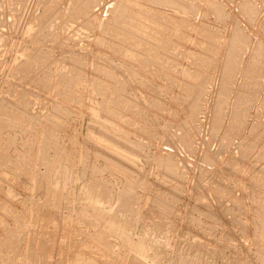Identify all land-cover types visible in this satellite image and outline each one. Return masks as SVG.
<instances>
[{
    "label": "rangeland",
    "instance_id": "obj_1",
    "mask_svg": "<svg viewBox=\"0 0 264 264\" xmlns=\"http://www.w3.org/2000/svg\"><path fill=\"white\" fill-rule=\"evenodd\" d=\"M262 97L264 0H0V264H264Z\"/></svg>",
    "mask_w": 264,
    "mask_h": 264
},
{
    "label": "bare ground",
    "instance_id": "obj_2",
    "mask_svg": "<svg viewBox=\"0 0 264 264\" xmlns=\"http://www.w3.org/2000/svg\"><path fill=\"white\" fill-rule=\"evenodd\" d=\"M119 1V0H118ZM156 1V0H155ZM160 1H162V0H160ZM165 1V0H164ZM172 1V0H171ZM77 2V1H76ZM80 2V1H79ZM88 2H89V0H88ZM169 2H170V0H169ZM176 2V1H175ZM192 2V1H191ZM55 3V2H54ZM166 3H167V1H166ZM242 3V2H241ZM120 3H118V5H119ZM133 4H135V3H133ZM80 5V4H79ZM117 5V7L118 8H116L117 10H119V9H121L122 11L124 10V8H126V5H119L118 6ZM116 6V5H115ZM129 6V5H128ZM127 6V7H128ZM137 6V5H136ZM239 6V5H238ZM243 6V5H242ZM217 7V6H216ZM215 6H214V8L215 9H217ZM219 7V6H218ZM240 7V6H239ZM244 7H245V5H244ZM83 8V7H82ZM87 8H88V6H87ZM211 8H213V7H211ZM114 9V8H113ZM130 9V8H129ZM128 9V10H129ZM219 9V8H218ZM243 9V8H242ZM126 10V9H125ZM127 10V11H128ZM222 10V9H221ZM217 11V10H216ZM130 12H131V10H130ZM135 12V11H134ZM219 12H220V10H219ZM245 12H246V10H245ZM84 13H85V11H84ZM139 13V12H138ZM140 13H142V14H144V12H141L140 11ZM224 13V12H223ZM118 14H121V13H118ZM125 14V13H124ZM130 14V13H129ZM133 14V13H132ZM248 14V13H247ZM251 14V13H250ZM126 15H127V13H126ZM145 15V17H146V15L147 14H144ZM147 16H149V15H147ZM133 18H134V16H132ZM150 17V16H149ZM220 17V16H219ZM130 18H131V16H130ZM133 18H131L132 20H133ZM136 18L137 17H135V19L133 20V22L131 21H129L128 23H130V24H128L129 25V29H125L124 27V30L123 31H119L120 33H121V36L120 35H118V37L120 36L122 39H124V40H126V41H128V43H132V45L133 44H135V43H137L138 42V40H139V38H137V33H136V30H138L139 31V29H140V27H141V23L142 22H140V20H138V18H137V20H136ZM247 18V17H246ZM157 19V18H156ZM120 20V19H119ZM136 20V21H135ZM101 23V22H100ZM106 23V22H105ZM149 25V24H148ZM162 25H164V24H162ZM236 26V25H235ZM122 28V27H121ZM148 28V27H147ZM119 29V28H118ZM122 30V29H121ZM134 31V32H133ZM137 31V32H138ZM163 31V30H162ZM165 32V31H164ZM114 33H115V35L116 34H118L117 32H116V30L114 31ZM139 33V32H138ZM141 34V33H140ZM157 33H155V35H156ZM234 34V33H233ZM114 35V36H115ZM154 35V36H155ZM214 35V34H213ZM211 36H212V34H211ZM116 37V36H115ZM167 37V36H166ZM214 37H216V36H214ZM233 37V36H232ZM167 39V38H166ZM213 40V39H212ZM216 40V39H215ZM215 40H213V41H215ZM166 41V40H165ZM152 42V41H151ZM160 42V41H159ZM167 42V41H166ZM229 42V41H228ZM245 42V36H244V34L242 33V31L240 32L239 30H236L235 31V34H234V37H233V43L231 42V44H232V46H230V49L228 50L229 51V54H228V57H227V59L228 60H226L227 61V67H226V65H225V67H226V69H225V72L223 73L224 74V77H222L223 79V81H222V85H221V87H220V90L222 91L220 94H221V96L223 95V93H226V94H224L225 95V97L227 96V93H228V90H229V85L231 84V75H233L232 73L235 71V69H238V68H236L237 67V63L239 62H237V57H238V52L240 51V49H241V47L243 46V43ZM162 42H160V44H161ZM143 44V43H142ZM165 44H167V43H165ZM165 44H163L164 46H165ZM230 44V45H231ZM159 45V44H158ZM248 45V44H247ZM149 46V45H148ZM163 46V47H164ZM259 46V45H258ZM257 46V47H258ZM151 48H152V50L155 52L154 53V55H156V53L158 52L157 50H155V49H157L156 48V45L154 44V46H150ZM160 47V46H159ZM246 47V46H245ZM245 47H243V48H245ZM256 47V48H257ZM129 48V47H128ZM146 48V47H145ZM259 48V47H258ZM163 49V48H162ZM39 50V49H38ZM160 50V49H159ZM226 50V49H225ZM242 50V49H241ZM209 51H211V50H209ZM260 52V51H259ZM136 55V54H135ZM251 55V54H250ZM252 56V55H251ZM139 57V56H138ZM255 57H257V56H254V58ZM33 58V57H32ZM253 58V57H252ZM239 59V58H238ZM258 59V58H257ZM240 61H241V59H240ZM256 61H258V60H256ZM225 63V62H224ZM253 65H251V66H248V68H245V70H244V74H242V75H245V77H244V79H243V81L240 83V89L238 90V91H236V93H237V96H236V99H234V110H233V112H232V114H231V119H230V123L228 124V128H229V130H232V132H233V130L234 129H236L237 130V128L239 127V123L242 121V123L244 122L242 119V117L244 116V115H242V109H241V105L244 103V104H247V102H248V100H249V98L250 97H252L253 96V93L254 92H256V91H254V92H252L253 90H250L251 92H248L247 91V89L250 87V88H252V87H255V88H257L256 86H253L254 84H256L257 85V78H258V62H257V64H256V62H255V60H253ZM239 64V63H238ZM242 64V63H241ZM247 64V63H246ZM257 65V66H256ZM239 66V65H238ZM243 66V65H242ZM246 66V65H245ZM30 67H31V65H30ZM224 67V68H225ZM243 68V67H242ZM237 71V70H236ZM239 72V71H238ZM236 73V72H235ZM107 74V73H106ZM113 76V75H112ZM205 76V75H204ZM200 77H202V76H200ZM243 77V76H242ZM202 79V78H201ZM207 79V78H206ZM260 79V78H259ZM203 80V79H202ZM65 82V81H64ZM200 82H201V84H200ZM199 82V85H198V83L196 84V85H198L197 86V88H198V90L199 91H203L204 90V81L202 82V81H200ZM260 82V81H259ZM221 84V83H220ZM192 85V84H191ZM191 85H189V84H187V86H186V90L188 91V90H191L192 89V87H191ZM252 86V87H251ZM196 87V86H195ZM97 88H98V86H97ZM102 88V87H101ZM206 88V87H205ZM118 89V88H117ZM254 89V88H253ZM103 91V90H102ZM116 92V90L114 91V94H116L115 93ZM111 93V92H110ZM117 93H120V92H117ZM195 93V92H194ZM203 93V92H202ZM193 94V93H192ZM196 94H197V92H196ZM195 94V95H196ZM119 95V94H118ZM118 95H117V97H118ZM187 95V94H186ZM224 95L222 96V97H220V98H222V99H219V102H218V104L217 105H219V106H222L223 104H224V100L226 101V99H225V97H224ZM123 96V95H122ZM193 96V95H192ZM197 96V95H196ZM120 98H121V96H119ZM195 97V96H194ZM198 97V96H197ZM256 97V96H255ZM219 98V97H218ZM253 98V97H252ZM262 98H264V97H262ZM194 99V98H193ZM196 99V98H195ZM125 100V99H124ZM106 101V100H105ZM116 101V100H115ZM120 101V100H119ZM116 102H118V100L116 101ZM114 103V102H113ZM191 103H192V100H191ZM105 104V103H104ZM158 104V103H157ZM248 104H250V102H248ZM107 105V104H106ZM105 105V106H106ZM109 105V104H108ZM108 105L106 106V107H108ZM198 101L196 100L195 101V103L193 104V105H191V109H190V116H192V117H194V114H195V112L197 111V107H198ZM262 105H264V104H262ZM111 106V105H110ZM216 106V105H215ZM116 107V106H115ZM216 108H217V106H216ZM221 109H222V107H220ZM245 105H244V111H245ZM109 109V108H108ZM247 109V108H246ZM216 110H218L217 111V113H214V115L216 114V117H214L215 119V122H214V125L216 124V123H219L220 124V121L219 120H221V119H219V117H222V115L220 114L221 113V111H220V109H216ZM115 111V110H114ZM243 111V112H244ZM118 112V111H117ZM216 112V111H215ZM122 114H124V113H122ZM221 115V116H220ZM191 117V118H192ZM115 118V117H114ZM3 119V118H2ZM118 119V118H117ZM213 119V118H212ZM10 120V119H9ZM56 120V119H55ZM58 120V119H57ZM56 120V121H57ZM189 120V119H188ZM196 122V121H195ZM221 122H223V121H221ZM213 123V122H212ZM15 124V123H14ZM226 124V123H225ZM218 125V124H217ZM217 125H215V126H217ZM237 125H238V127H237ZM241 126V125H240ZM13 127V126H12ZM243 127H245V126H243ZM191 128V127H190ZM241 128V127H240ZM250 128V127H249ZM217 129V128H216ZM227 129V128H226ZM1 130V129H0ZM229 130L227 131V132H229ZM184 132V131H183ZM188 132V131H187ZM248 132V131H247ZM237 134V133H236ZM227 135H229V134H227ZM231 135V134H230ZM185 136V135H184ZM255 138V137H254ZM184 139H186V138H184ZM184 139H183V142H184ZM239 141V140H238ZM186 143L187 144H189V142H187L186 141ZM243 143V142H242ZM184 144H185V142H184ZM236 144V143H235ZM240 145V144H239ZM244 145V144H243ZM245 145H246V142H245ZM248 145V144H247ZM224 146V145H223ZM239 149V148H238ZM248 152V151H247ZM167 160V159H166ZM169 161V160H168ZM165 162V161H164ZM170 168V167H169ZM172 169V168H171ZM262 175H264V174H262ZM260 178H262V177H260ZM262 180H264V179H262ZM256 181H258V182H260L259 181V179L257 178V180ZM89 190V189H88ZM89 191H93V190H89ZM93 197V196H92ZM96 200V199H95ZM127 202H125V204H126ZM97 215V214H96ZM100 215V214H99ZM104 217V216H103ZM117 232V231H116ZM122 232H124V231H122ZM122 232H121V235H122ZM120 237V236H119ZM124 237V236H123ZM125 238H127L126 236H125ZM124 239V238H123ZM126 240H128V238L126 239ZM192 262V261H191ZM194 262H192V264H193ZM197 264V263H196Z\"/></svg>",
    "mask_w": 264,
    "mask_h": 264
}]
</instances>
